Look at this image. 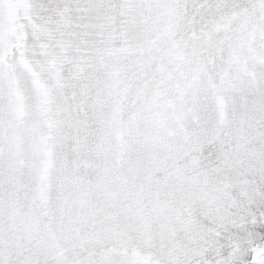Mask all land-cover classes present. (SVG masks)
Segmentation results:
<instances>
[{
	"label": "snow or ice",
	"instance_id": "obj_1",
	"mask_svg": "<svg viewBox=\"0 0 264 264\" xmlns=\"http://www.w3.org/2000/svg\"><path fill=\"white\" fill-rule=\"evenodd\" d=\"M0 264H264V0H0Z\"/></svg>",
	"mask_w": 264,
	"mask_h": 264
}]
</instances>
